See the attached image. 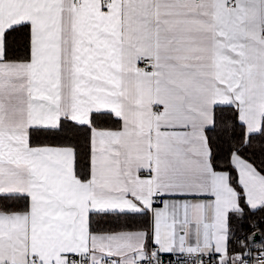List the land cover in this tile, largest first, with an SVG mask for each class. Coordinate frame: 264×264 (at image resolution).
<instances>
[{"label": "snow or ice", "instance_id": "1", "mask_svg": "<svg viewBox=\"0 0 264 264\" xmlns=\"http://www.w3.org/2000/svg\"><path fill=\"white\" fill-rule=\"evenodd\" d=\"M0 264H264V0H0Z\"/></svg>", "mask_w": 264, "mask_h": 264}]
</instances>
